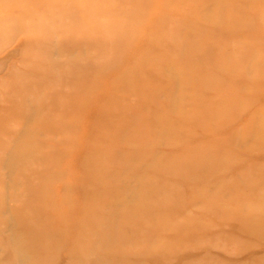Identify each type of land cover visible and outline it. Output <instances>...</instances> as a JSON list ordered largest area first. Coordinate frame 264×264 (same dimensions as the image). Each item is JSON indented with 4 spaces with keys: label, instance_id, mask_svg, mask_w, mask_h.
Wrapping results in <instances>:
<instances>
[{
    "label": "rangeland",
    "instance_id": "rangeland-1",
    "mask_svg": "<svg viewBox=\"0 0 264 264\" xmlns=\"http://www.w3.org/2000/svg\"><path fill=\"white\" fill-rule=\"evenodd\" d=\"M0 264H264V0H0Z\"/></svg>",
    "mask_w": 264,
    "mask_h": 264
}]
</instances>
